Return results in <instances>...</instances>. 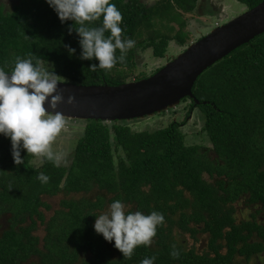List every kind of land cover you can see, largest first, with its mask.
I'll return each instance as SVG.
<instances>
[{
  "label": "trees",
  "instance_id": "1",
  "mask_svg": "<svg viewBox=\"0 0 264 264\" xmlns=\"http://www.w3.org/2000/svg\"><path fill=\"white\" fill-rule=\"evenodd\" d=\"M17 1L7 10L0 5V67L10 72L18 57L41 60L49 69L54 65L62 81L83 85L125 83L140 51L149 48L152 57L164 58L171 43L185 46L190 32L183 14L202 2L110 0L123 15V36L135 47L123 63L93 72L89 65L97 60L79 59L75 29L80 24L62 23L46 0ZM238 1L251 9L263 0ZM216 11L207 6L202 13ZM157 22L167 31L154 29ZM101 24L102 17L85 26ZM192 92L199 103L182 99L190 100L186 118L198 109L197 134L208 145L186 142L181 129L186 118L151 131L133 129L132 120L75 119L71 127L80 132L68 163L55 166L41 157L35 166V156L23 149L24 163L16 165L10 138L0 135V264H141L151 257L154 264H251L259 259L264 252V222L256 214L258 207L264 209V32L204 70ZM40 172L50 177L48 183L37 179ZM60 193L65 195L60 208L46 218L43 210L50 206L43 196ZM117 199L126 211L164 215L151 245L137 247L131 259L94 230V215ZM241 199L255 211L237 221L234 204ZM40 225L42 236L36 234ZM175 230L194 241L206 234L205 249L185 248ZM173 246L178 258L170 254Z\"/></svg>",
  "mask_w": 264,
  "mask_h": 264
},
{
  "label": "clouds",
  "instance_id": "2",
  "mask_svg": "<svg viewBox=\"0 0 264 264\" xmlns=\"http://www.w3.org/2000/svg\"><path fill=\"white\" fill-rule=\"evenodd\" d=\"M46 3L62 23L71 20L81 25L75 29L80 37L79 59L97 60L98 64L89 65L93 72L110 70L117 63H123L128 50L135 47L134 40L123 36V15L110 0H46ZM0 5H6L8 9L7 0H0ZM101 17L100 26H85L86 22H94ZM117 49L121 53L119 56L116 55ZM75 51L68 48L69 55ZM61 83V76L54 71V65L49 69L41 60L18 57L10 72L0 67V135L10 138L16 165L24 163L22 149L53 162L55 166L68 163L66 151L53 150L54 142L67 125L65 115L56 111L58 104L64 101L62 92L58 91ZM75 99L70 95L67 103L72 104ZM46 103L51 110L46 109ZM37 179L46 184L50 177L40 172ZM94 216L95 232L108 242L114 241V247L128 259L137 247L150 246L158 226L164 223L161 212H129L119 199L110 204L107 212ZM170 254L178 258L180 252L173 246ZM154 261V257L144 258L141 264H154Z\"/></svg>",
  "mask_w": 264,
  "mask_h": 264
},
{
  "label": "water",
  "instance_id": "3",
  "mask_svg": "<svg viewBox=\"0 0 264 264\" xmlns=\"http://www.w3.org/2000/svg\"><path fill=\"white\" fill-rule=\"evenodd\" d=\"M263 32L264 0L215 26L147 77L119 85H83L61 80L58 91L62 92L64 101L56 111L67 119L112 122L152 116L177 106L185 97L199 103L192 92L198 76ZM70 95L76 98L72 104L67 103ZM45 107L48 109L47 103Z\"/></svg>",
  "mask_w": 264,
  "mask_h": 264
},
{
  "label": "rangeland",
  "instance_id": "4",
  "mask_svg": "<svg viewBox=\"0 0 264 264\" xmlns=\"http://www.w3.org/2000/svg\"><path fill=\"white\" fill-rule=\"evenodd\" d=\"M147 3H152L154 0H144ZM13 3L7 0L8 8L12 6ZM212 7L217 9L215 15H204L202 10L205 8ZM6 7V5H5ZM246 7L239 2L238 0H202L199 3L198 9L191 13H184L183 16L186 20H188L187 29L190 32V38L188 39V43L185 46H179L174 43H171L167 47V53L164 58H154L152 57L151 49H146L140 51L137 60V66L133 70L132 76H130L128 81H133L137 75H151L154 73V70L161 65H164L167 61L175 57L177 54L181 53L184 48L196 41V39L200 38L204 34H207L212 28L217 24H223L229 21L230 19L240 15L245 12ZM167 25L164 23L157 22L155 24L154 29H158L160 32H166ZM177 27V26H176ZM127 81V82H128ZM190 100L180 101V103L172 108H169L167 111H162L161 113H156L152 116H146L142 119H135L130 122V126L137 131L142 130H155L169 125V123L173 121H183L186 118V115L189 111ZM198 109L193 110L190 117H187L184 121L185 125H182V131L186 135L187 143H198L201 145H208V141L204 138L203 135L197 134L201 127V117L198 115ZM67 125L65 130L61 133V135L57 138V140L53 144V150L59 151L64 150L68 153L72 151L75 146V136L80 130L73 129L71 126L77 125L74 121L75 119H67ZM81 123V122H80ZM70 124V125H69ZM82 124V123H81ZM68 158V156H67ZM33 163L35 166H39L41 163V157L35 156ZM207 178L208 175L204 174ZM94 195V194H93ZM92 195V196H93ZM80 196V195H77ZM65 197L64 194L60 193L55 196H43V200L50 206L49 209H44L43 212L46 215V218H49L54 210L60 208V201ZM244 199H241L239 202L234 204L235 209V217L237 221L241 219H248L255 211L251 209ZM109 205L100 212L103 214L109 210ZM258 207V206H256ZM261 211L256 213L257 219L260 222H264V209L262 207H258ZM43 225H40L36 234L42 236L44 233ZM175 235H177V240L182 243V246L185 248L195 247L198 252H201L205 249L207 243V235L199 234L197 236V240L194 241L189 234H183L179 230H175ZM259 259L251 260V264H264V255H260Z\"/></svg>",
  "mask_w": 264,
  "mask_h": 264
},
{
  "label": "flooded vegetation",
  "instance_id": "5",
  "mask_svg": "<svg viewBox=\"0 0 264 264\" xmlns=\"http://www.w3.org/2000/svg\"><path fill=\"white\" fill-rule=\"evenodd\" d=\"M9 2L15 4V3H17L18 1H17V0H9ZM13 4H12V5H13ZM4 7H5V5H4ZM190 110H192V111H190V115H189L188 117L191 116V113L193 112L194 109H190ZM260 255H264V252H262ZM258 257H261V256H258ZM256 258H257V257H256Z\"/></svg>",
  "mask_w": 264,
  "mask_h": 264
}]
</instances>
